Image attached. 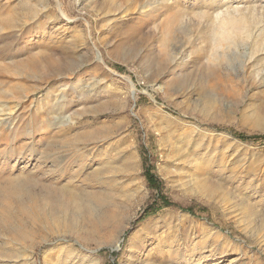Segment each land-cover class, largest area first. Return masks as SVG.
Listing matches in <instances>:
<instances>
[{"label":"rangeland","instance_id":"374dc122","mask_svg":"<svg viewBox=\"0 0 264 264\" xmlns=\"http://www.w3.org/2000/svg\"><path fill=\"white\" fill-rule=\"evenodd\" d=\"M186 1L0 0V264H264V0Z\"/></svg>","mask_w":264,"mask_h":264},{"label":"bare ground","instance_id":"6f19581e","mask_svg":"<svg viewBox=\"0 0 264 264\" xmlns=\"http://www.w3.org/2000/svg\"><path fill=\"white\" fill-rule=\"evenodd\" d=\"M191 0H187L186 2H190ZM191 4V2H190ZM186 6V5H185ZM173 8V7H172ZM183 8V7H181ZM177 9V8H176ZM180 9V8H179ZM173 10V9H172ZM178 10V9H177ZM180 13L182 12L181 10H178ZM177 11V12H178ZM176 12V13H177ZM173 13V12H172ZM175 13V12H174ZM175 13V14H176ZM184 14L187 16L186 12H184ZM174 15V14H173ZM179 15V14H177ZM184 15V16H185ZM206 16H200L197 17L196 19L193 18H189L188 21L195 23L194 25L196 26H200L201 20L202 18L204 19ZM206 20H209V16H207L205 18ZM191 25V24H190ZM226 33H223L219 39L218 42H213V44H215L216 48L222 49L223 51H225V47L226 49L229 50L230 47H233L236 45V41L235 39H231V32L228 29H226ZM239 45V44H238ZM231 53L233 52L232 50H230ZM223 55V53H222ZM13 161L15 164H21L23 169H29L28 171L30 172L31 169L33 167L36 166V162L38 161V159H34L35 157L32 155L29 156H23L21 153L19 155H13ZM10 157V158H12ZM42 159V158H41ZM45 160V159H44ZM74 160V159H73ZM42 162V161H41ZM44 162V161H43ZM30 167V168H29ZM27 172V171H26ZM3 177V176H2ZM25 180H27V178H24L22 180H17V179H7L6 180V185L5 186H1L0 185V215H7L9 216V214H11V211L13 212V210H11V207L13 205V197L12 194H15L18 192V190L21 189V183L24 182ZM215 256L213 254V252L211 250L209 251H203L202 253H200L199 256V260L197 261L196 264H203L204 262H207L210 259H213ZM233 262H235V260L231 259L229 260V262H227L226 264H233ZM189 264H192V261L188 262Z\"/></svg>","mask_w":264,"mask_h":264}]
</instances>
